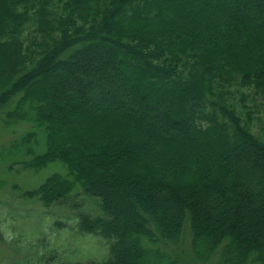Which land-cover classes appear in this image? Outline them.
I'll list each match as a JSON object with an SVG mask.
<instances>
[{
	"label": "trees",
	"instance_id": "trees-1",
	"mask_svg": "<svg viewBox=\"0 0 264 264\" xmlns=\"http://www.w3.org/2000/svg\"><path fill=\"white\" fill-rule=\"evenodd\" d=\"M234 79L264 91V0H0L1 121L32 123L0 161H60L24 194L96 199L77 226L109 241L61 264H264V142Z\"/></svg>",
	"mask_w": 264,
	"mask_h": 264
},
{
	"label": "rangeland",
	"instance_id": "rangeland-1",
	"mask_svg": "<svg viewBox=\"0 0 264 264\" xmlns=\"http://www.w3.org/2000/svg\"><path fill=\"white\" fill-rule=\"evenodd\" d=\"M35 26L30 23L23 31L25 46L27 35L31 34V39L37 42L47 36L38 29L35 31ZM221 84L226 93L224 102L234 108L245 128L264 142V91L242 85L237 79L221 81ZM1 117L0 148L32 127L28 121L5 127ZM37 146L43 150L41 143ZM54 171L66 174L60 161L51 162L39 170L26 169L21 163H12L9 167L7 161H0V264L102 262L109 257L108 240L82 232L77 226L75 215L79 210L98 212L96 199L84 195L70 197L80 201L77 209L70 199L45 207L37 197L24 194Z\"/></svg>",
	"mask_w": 264,
	"mask_h": 264
}]
</instances>
